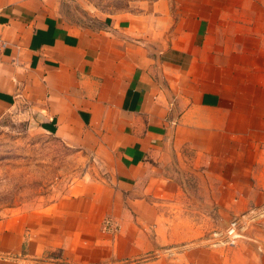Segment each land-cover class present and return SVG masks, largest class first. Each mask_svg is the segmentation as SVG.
Listing matches in <instances>:
<instances>
[{
  "label": "crops",
  "instance_id": "crops-1",
  "mask_svg": "<svg viewBox=\"0 0 264 264\" xmlns=\"http://www.w3.org/2000/svg\"><path fill=\"white\" fill-rule=\"evenodd\" d=\"M111 1L0 0V120L92 161L43 221L0 222V254L27 256L0 264H57L61 236L164 219L162 202L184 219L264 206V0Z\"/></svg>",
  "mask_w": 264,
  "mask_h": 264
},
{
  "label": "rangeland",
  "instance_id": "rangeland-1",
  "mask_svg": "<svg viewBox=\"0 0 264 264\" xmlns=\"http://www.w3.org/2000/svg\"><path fill=\"white\" fill-rule=\"evenodd\" d=\"M142 1L147 0L111 2L122 8ZM91 162L23 114L5 111L0 120V222L11 217H20L22 224L43 221L42 215L72 197L71 187L84 182ZM160 206L165 215L161 220L106 216L90 229L94 233L61 236V249L43 259L57 264H264V206L226 220L176 218L168 202ZM184 206L187 214L200 216L201 203ZM44 218L50 226L49 217ZM234 222L237 235L231 236ZM59 223L67 227L73 221ZM53 237L47 235L49 243ZM24 251L25 245L17 258H27ZM17 258L10 252L0 254V261Z\"/></svg>",
  "mask_w": 264,
  "mask_h": 264
},
{
  "label": "built area",
  "instance_id": "built-area-1",
  "mask_svg": "<svg viewBox=\"0 0 264 264\" xmlns=\"http://www.w3.org/2000/svg\"><path fill=\"white\" fill-rule=\"evenodd\" d=\"M4 48V42L0 39V52L1 50ZM236 224L237 222H234L232 225H231V228L229 230V235L231 236H236L237 235V227H236Z\"/></svg>",
  "mask_w": 264,
  "mask_h": 264
}]
</instances>
